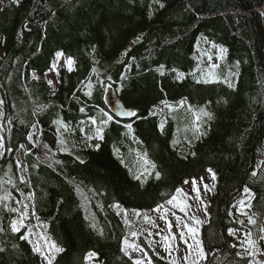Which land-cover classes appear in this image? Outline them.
<instances>
[{"label":"trees","instance_id":"16d2710c","mask_svg":"<svg viewBox=\"0 0 264 264\" xmlns=\"http://www.w3.org/2000/svg\"><path fill=\"white\" fill-rule=\"evenodd\" d=\"M59 53L73 66L60 68L52 92L42 75ZM109 89L136 115L116 117ZM0 100L9 130L0 157V264H49L26 226L12 229L25 197L27 222L45 223L61 248L51 264H86L89 252L101 264H136L124 248L131 227L113 205L163 207L209 167L216 177L200 228L202 263L249 264L232 230L244 228L236 215L247 187L246 212L264 227V0H10L0 7ZM88 118L104 131L102 144L58 151L57 120ZM185 132L194 152L182 156L175 142ZM39 145L61 161H47ZM139 244L152 264H172L143 237Z\"/></svg>","mask_w":264,"mask_h":264},{"label":"rangeland","instance_id":"374dc122","mask_svg":"<svg viewBox=\"0 0 264 264\" xmlns=\"http://www.w3.org/2000/svg\"><path fill=\"white\" fill-rule=\"evenodd\" d=\"M10 0H0V7ZM19 1V0H15ZM205 57H208L206 55ZM69 57L59 53L55 56L52 67L42 76L47 80L54 92L60 83V68L63 66L72 67L68 65ZM206 64H213L206 61ZM178 104H171L177 106ZM0 157L5 152L4 138L8 132V121L5 118L3 104L0 105ZM174 118L173 114L169 118ZM92 118L81 120L79 123L67 122L62 119L57 120L58 140L57 150L62 152L76 153V144H92L90 148L99 147L104 140V131L98 129L93 123ZM172 120V119H171ZM196 125L199 121L195 118ZM39 129L35 126L30 134L31 141L36 145L39 141ZM189 132H185L182 138L175 142L177 151L180 155L186 156L188 153H193L194 148L189 139ZM192 135V134H191ZM49 148L41 146L40 155L51 163H59L56 157H52L48 152ZM22 151L23 148H22ZM17 154V161L19 165V172L21 178H24L26 171L22 165L24 161V152ZM77 154V153H76ZM85 155V156H84ZM80 158H86L87 153L78 155ZM144 163L149 162L145 159ZM143 168V167H142ZM149 169V168H146ZM211 169V172L208 170ZM148 173V171H146ZM214 170L209 167L204 175L199 178L187 179L178 190H182L179 195L177 192L170 199L172 203L168 202L162 208H154L150 210L129 209L121 204L115 203L113 208L120 216L123 223L131 227V233L125 238L128 244L125 247L132 259L139 261L140 264H152L147 255L139 244L140 237H143L155 250V252L162 258L170 261L172 264H203L204 252L201 246L200 228L207 220V205L210 196L213 194ZM215 174V173H214ZM216 177V176H215ZM145 178H148L146 175ZM198 189V193L197 190ZM244 190L240 203L238 205V213L236 219L243 224V229L232 230L234 244L238 248V253L249 257V264H264V227L261 226L260 231L251 223L252 217L247 214L246 206L249 205V197L251 198V190ZM243 201V205H241ZM29 202L30 197L23 198V203L26 209L13 219V223H17L19 230L26 226L25 236L32 243L34 249L39 252L43 260L49 263L56 257L61 248L51 239L46 230V224L35 218L34 222H27L29 218ZM23 214V215H22ZM190 229L192 231H190ZM259 231V236H256ZM135 233V235H134ZM124 240V241H125ZM252 240L254 244L247 243ZM203 252V255H201ZM86 264H101L94 252H89L86 256Z\"/></svg>","mask_w":264,"mask_h":264},{"label":"snow or ice","instance_id":"6c2138e0","mask_svg":"<svg viewBox=\"0 0 264 264\" xmlns=\"http://www.w3.org/2000/svg\"><path fill=\"white\" fill-rule=\"evenodd\" d=\"M67 63H68V65H71V64L73 63V60H72L71 58H69L68 61H67ZM109 79H110V78H109ZM89 94H91V93H89ZM2 104H3V101L0 100V105H2ZM120 114H121V115H129V116H134V115H136L135 112H131V111H130V112H126V113H120ZM0 115H2V113H0ZM111 119H112V117H111V116H108V120H111ZM93 123H96V121L93 120ZM127 127H128L129 129H131V125H130V124L127 125ZM2 139H3V138L0 137V141H2ZM0 146H2V144H0ZM153 167H154V165H153ZM208 171L211 172V169H209ZM212 175H213V178H215V174L213 173ZM157 178H159V173H157ZM22 182H23V181H22ZM185 183H187V181H186ZM176 191H177V195H179L180 192H181L182 190H176ZM196 191H197V193H198V189H197ZM245 191L247 192L248 190L245 189ZM5 198H9V197H5ZM173 199H175V197H173ZM18 202H19V201H18ZM168 203L171 204V203H172V200H169ZM241 205H243V201H241ZM25 207H27V205H25ZM8 210H9V211H18L17 209H14V208H9ZM22 215H23V214H22ZM250 222H251V223H255L254 220H250ZM11 226H12L13 231H19V226H18L17 223H13ZM0 230H2V229H0ZM190 231H192V230L190 229ZM230 233H231V230H230ZM134 235H135V233H134ZM262 239H264V237H262ZM124 243L127 245V244H128V241L125 240ZM247 243H249L250 245H251V244H254V242H253L252 240H248ZM37 251H39V249H37ZM201 255H203V252H201ZM49 264H51V260H50V259H49ZM136 264H140V262H139V261H136ZM193 264H195V262H193Z\"/></svg>","mask_w":264,"mask_h":264},{"label":"water","instance_id":"95a60500","mask_svg":"<svg viewBox=\"0 0 264 264\" xmlns=\"http://www.w3.org/2000/svg\"><path fill=\"white\" fill-rule=\"evenodd\" d=\"M106 105L109 110L117 117L123 119H130L133 116L121 115L120 113L134 112L130 107H127L116 95L110 90L106 97ZM52 153L51 151H49Z\"/></svg>","mask_w":264,"mask_h":264}]
</instances>
